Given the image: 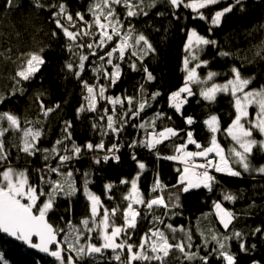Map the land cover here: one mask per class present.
I'll list each match as a JSON object with an SVG mask.
<instances>
[{"label":"snow or ice","instance_id":"obj_1","mask_svg":"<svg viewBox=\"0 0 264 264\" xmlns=\"http://www.w3.org/2000/svg\"><path fill=\"white\" fill-rule=\"evenodd\" d=\"M160 2L161 0H92L87 9L92 16L91 22L85 20L82 12H77L74 19L64 2L49 6L57 9L52 12L53 21L67 40V50L75 58L71 62H66L65 67L73 72L82 85L84 103L77 109V114L96 113L101 101L111 106V112L108 107H104L92 123V128L100 132L99 143L94 145L88 141L83 145L77 144L72 138V122L65 121L61 130L62 136L54 141L51 148H42L40 144L46 135L43 121L39 119L22 121L21 117L12 111H0V232L54 257L59 264H81L86 258H95L97 254L102 255L109 250L112 253L111 259L119 264H167L170 254L174 251L181 253L184 260H198L200 264H209L210 258H219L222 264H238V255L232 251L233 241L238 242L240 253H247L250 248L256 247L252 244L249 248L244 233L240 231L233 230L231 234H225L218 230H209L210 235L200 231L202 244L196 246V251H192L194 241L191 230L185 229L183 225L174 227L171 223H165V217L171 219L178 214L174 210L182 207L181 194L200 188L208 192L213 191L214 185L219 184L214 173L229 177H242L244 173L252 172L264 175V164L257 167L252 163L255 152L264 153V84L251 87L257 79L256 76H244L241 68L235 65L230 68L229 73L223 74L227 77L223 82H217L216 78L222 74L216 71L208 70L201 76L199 69L207 68L210 63L201 59V53L208 46H215L218 42L202 35L196 28L185 30L183 84L177 90L168 93L167 105L184 120L188 129H191L197 121L192 115L184 114L189 98L198 95L211 105L216 103L218 96L225 95L230 97V104L234 110L229 114L230 122L224 127L221 114L209 113L202 121L209 133L207 143L203 144L195 138L192 130H183L181 136L180 129L168 125L158 127L157 121L165 119L171 121V117L157 110L152 117L138 125H132L143 130V138L132 140L129 144L130 148L141 147L151 151L157 159L176 162L179 165L175 169L177 180L171 187L178 191L169 190V195L165 199L164 193L169 186L163 183L157 172L150 188L154 195L146 198L139 186V180L147 166L133 153L132 159L136 162L138 171L130 181L120 180L121 185L129 186L127 193L122 196L126 205L123 208L116 205L109 209L101 197L90 188L93 183L90 178L92 174L82 173L81 185L78 187L75 177L79 169L74 172L69 167L71 162L79 159L84 152L93 151L104 152L102 156L93 157L95 164L102 161L106 163L109 160L118 163L120 161L118 153L123 145L112 143L105 149L103 137L112 133L118 140L124 127L129 125L130 121L139 118L146 108L152 107L153 102L163 95L158 90L148 93L144 83L138 88V96L106 95L109 88L114 87L120 80L123 72L121 63L126 55L135 58L130 61L133 71L138 70V63L141 65L139 70L144 73L145 83L156 79L148 67L143 65L145 58L156 52L155 47L148 37L131 23L125 28L116 6L125 9V19H130L141 15L147 16L148 11L145 9H151ZM166 2L172 9L181 7L190 9L195 19L208 22L207 31L210 35L212 28L218 27L225 14L230 13L235 6L241 5L242 0H234L233 4L215 11L211 14L210 20L203 10L217 5L220 0H166ZM14 6V0H5L6 8ZM34 7L42 8L44 5L40 0H34ZM173 16L177 20L180 19L175 12ZM62 20L65 22L62 23ZM78 22H83L84 27H77ZM56 35L57 32L53 31L52 36ZM85 37L91 42H82ZM85 48L88 50L87 53L83 51ZM98 50L103 54L98 55ZM44 52V48H39L20 54L18 59L21 62L12 78L15 86L7 94L0 93V104H4L17 92L23 95L25 92L23 82L33 80L46 64ZM218 55L228 57L231 53L220 51ZM256 55L264 58V44L258 48ZM90 56L98 57L96 61L91 62L94 66L90 68L94 74V83L81 79ZM109 66L111 71L108 70ZM101 77L106 83H99ZM194 88L198 91H194ZM59 107L57 104L52 108H46L41 101V112L45 118ZM250 109H254V113ZM9 133L12 136L6 142L5 138ZM175 138H179L181 142L172 144V154L162 155L158 146L166 141L172 142ZM221 139L229 142L227 146L221 143ZM190 145L194 146L195 150H189ZM13 149L16 150V157L12 156ZM21 153L27 157L41 154L45 163L43 167L35 169L38 183L32 181L27 167L18 168L13 165V158H19ZM51 161H56L55 166ZM53 175L56 176L55 179ZM114 186L112 183L106 184L104 186L106 193ZM78 193L88 201L89 215L82 218L78 224L68 221L65 228L54 226L50 222L49 213L54 210L56 201L60 198L74 197ZM107 198L114 199L111 196ZM236 199L235 194L225 191L222 200L213 201V211L206 216L214 215L223 229L228 230L233 225L236 214L224 207L222 201L234 203ZM141 208L144 209L143 216ZM159 208L165 210L162 216L155 214L154 209ZM118 214L120 223H117ZM148 216H151L150 227L140 236L138 244L131 243L138 220L147 219ZM262 231L264 230L257 227L252 234ZM177 232L183 233L182 239H176ZM94 238L97 243L93 242ZM210 244L214 245L211 251L201 255V247L208 248ZM0 264H9L3 252H0ZM252 264H260V261L253 260Z\"/></svg>","mask_w":264,"mask_h":264},{"label":"trees","instance_id":"obj_2","mask_svg":"<svg viewBox=\"0 0 264 264\" xmlns=\"http://www.w3.org/2000/svg\"><path fill=\"white\" fill-rule=\"evenodd\" d=\"M40 2L44 7H34V0H14L15 6L6 8L5 0H0V93L7 94L15 86L12 78L21 62L18 59L21 53L44 48L46 60L41 72L33 80L23 82L22 86L25 88L23 95L17 92L15 96H10L4 104H0V111H12L20 116L22 121L25 119L43 121L46 135L40 144L42 148H51L54 141L62 136L61 130L65 121L72 122V138L77 144L83 145L91 141L95 145L100 142L101 135L99 130L92 128V123L104 107H108L109 112H111V106L101 101L96 113L77 114V109L84 103L82 85L73 72L65 67L66 62H71L75 58L67 50V40L62 32L56 28L53 21L52 12L57 9L49 7L64 2L74 19L77 12H82L85 20L91 22L92 16L87 9L92 0H40ZM233 3L234 0H220L217 5L210 6L203 11L210 20L212 13ZM145 10L148 11L147 16L141 15L125 19V9L116 6V11L125 28L131 23L139 32H143L155 47L156 52L149 54L143 61V65L148 67L156 79L153 82L145 83L144 73L139 70L141 65L138 63V70L133 71L130 67V61L135 58L126 55L125 60L121 63L123 69L121 78L114 87L109 88L106 95L138 96V88L142 83L145 84L148 93L158 90L163 95L158 97L156 102H153L152 107L146 108L139 118L130 121L129 125L125 126L119 134L118 140L112 133L103 137L105 149L110 147L112 143L123 145L118 153L120 156L118 163L109 160L106 163L102 161L100 164H95L93 157L102 156L104 152L93 151L84 152L79 159L73 160L69 165L74 172L79 169V173L75 177L78 187L81 185L82 173L90 172L92 174L90 178L93 183L90 188L101 197L109 209L116 205H120L121 208L126 205L122 196L127 193L129 186L121 185L120 180L127 179L130 181L138 171L137 164L132 159L133 153L138 160L143 161L147 166L139 180V186L146 198L154 195L150 192V188L157 172L163 183L169 186L164 193L165 199L169 195V190L171 192L178 191L171 186L176 183L177 173L175 169L179 165L173 161L157 159L147 149L130 148L129 144L132 140L143 138V130L132 125L140 124L143 120L152 117L157 110H160L167 113L171 117V121L167 119L157 121L158 127L168 125L180 129L182 130L181 136H183V130H192L195 138L206 144L209 133L202 121L207 118L209 113L221 114V122L224 127L230 122L229 114L234 110L230 104V97L225 95L218 96L216 103L211 105L203 101L198 95L189 98L184 114L192 115L197 121L191 126V129H188L184 120L175 111L169 109L167 105L168 93L177 90L183 84L184 72L182 68L183 58L186 55L184 51L186 29L196 28L202 35L218 42L215 46H208L201 53V59L210 61L207 68L199 69L201 76H204L208 70L216 71L222 74L216 78L217 82H223L227 78L223 74L229 73L230 68L235 65L241 68L244 76H256L257 79L251 87L264 84V58L256 55L258 48L264 44V0H242L241 5L235 6L230 13L225 14L218 27L212 28L210 35L207 31L208 22L195 19L190 9L183 7L172 9L166 0H161L155 7ZM173 12L180 19H175ZM159 13H164V15H159ZM64 22L62 20V23ZM77 27H84V23L78 22ZM53 31L57 32L56 37L52 36ZM82 42L87 43L91 40L85 37ZM83 51L88 52L86 48ZM220 51L229 52L231 55L221 57L218 55ZM100 54L103 52L98 50V55ZM9 56L11 59H7ZM97 59V56H90L81 79L88 80L89 83L95 82L94 74L90 68L94 66L91 62ZM108 70H112L111 66ZM99 83L104 84L106 81L101 77ZM194 91H198V89L194 88ZM41 101L46 108H52L57 104L60 107L45 118L41 112ZM117 111H120L119 107ZM250 111L254 113V109H250ZM11 136V133L6 136V142L11 139ZM180 142L179 138H175L172 142L166 141L158 146V150L162 155H171L172 144ZM221 143L227 146L229 142L221 139ZM189 148L194 149V146L190 145ZM12 156L16 157L15 149L12 151ZM12 163L18 168L27 167L32 181L34 183L39 182L35 169L43 167L45 163L41 154L38 153L35 157H27L21 153L19 158H13ZM51 163L55 166L56 161H51ZM252 163L257 167L264 164V153L255 152ZM214 175H216L219 184L214 185L212 192L200 188L181 194L180 203L182 207L174 210L178 214L171 219L165 217V223H171L174 227L183 225L185 229L191 230L194 241L192 251H196V246L202 244L200 231L206 235H210L209 230H218V232L225 234H231L233 230L240 231L244 233L247 246L250 248V245L255 244L256 247L255 249L250 248L247 253H240L238 242L233 241L232 251L238 255V264H252L253 260H259L260 264H264V231L255 235L252 234L257 227L264 230V175L256 172L244 173L242 177H229L216 173ZM55 178L56 176L53 175V179ZM108 183L115 186L106 193L104 186ZM225 191L237 196L234 203L222 201L224 207L236 214V219L228 230L223 229L214 215L206 216L213 211V201L222 200V194ZM108 196L114 199H108ZM154 211L156 215L162 216L165 210L159 208L154 209ZM141 214L144 215L143 208H141ZM88 215V201L81 193H78L71 198L58 199L54 210L49 213V219L54 226L65 228L68 221L78 224L82 218ZM150 220L151 216H148L147 219L138 220L131 243H139L140 236L150 227ZM120 222L118 214L117 223ZM63 235L62 233L61 238ZM93 235L95 237V234ZM175 236L177 240H180L183 238V233L177 232ZM93 242L97 243L98 241L94 238ZM212 247H214L213 244H210L208 248L201 247V255H206ZM0 252L4 253L9 264H59L54 257L39 255L29 250L22 242L13 241L1 233ZM111 257L112 253L109 250L102 255L97 254L95 258H86L81 264H119ZM167 264H200V262L198 260H184L181 253L174 251L170 254ZM209 264H222V261L219 258H210Z\"/></svg>","mask_w":264,"mask_h":264},{"label":"water","instance_id":"obj_3","mask_svg":"<svg viewBox=\"0 0 264 264\" xmlns=\"http://www.w3.org/2000/svg\"><path fill=\"white\" fill-rule=\"evenodd\" d=\"M0 233H1L2 235L7 236L8 238L12 239L13 241H16V242H22V243H23V244H24L29 250H31V251H33V252L39 254V255L49 256V257H51V256L48 255V254H45V253L40 252L38 249H33V248H31L29 245H27V244L24 243L23 241H20V240L16 239L15 237L8 236L7 234L2 233V232H0Z\"/></svg>","mask_w":264,"mask_h":264},{"label":"rangeland","instance_id":"obj_4","mask_svg":"<svg viewBox=\"0 0 264 264\" xmlns=\"http://www.w3.org/2000/svg\"><path fill=\"white\" fill-rule=\"evenodd\" d=\"M199 72H200V71H199ZM189 150H195V149L189 148Z\"/></svg>","mask_w":264,"mask_h":264}]
</instances>
